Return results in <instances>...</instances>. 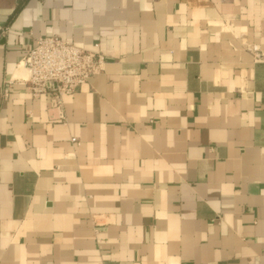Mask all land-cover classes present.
<instances>
[{"label": "crops", "instance_id": "obj_1", "mask_svg": "<svg viewBox=\"0 0 264 264\" xmlns=\"http://www.w3.org/2000/svg\"><path fill=\"white\" fill-rule=\"evenodd\" d=\"M0 25V264H264V0H0ZM47 35L107 57L62 106L17 80Z\"/></svg>", "mask_w": 264, "mask_h": 264}, {"label": "built area", "instance_id": "obj_2", "mask_svg": "<svg viewBox=\"0 0 264 264\" xmlns=\"http://www.w3.org/2000/svg\"><path fill=\"white\" fill-rule=\"evenodd\" d=\"M8 29L0 25V37ZM98 47L96 44V50H87L58 35L40 36L19 63L18 68L24 69L26 76L17 80L25 83L33 96L50 93L62 106L65 95L73 94L92 76L104 71L107 57Z\"/></svg>", "mask_w": 264, "mask_h": 264}, {"label": "bare ground", "instance_id": "obj_3", "mask_svg": "<svg viewBox=\"0 0 264 264\" xmlns=\"http://www.w3.org/2000/svg\"><path fill=\"white\" fill-rule=\"evenodd\" d=\"M24 71V70H23ZM22 76H26V72L24 71L23 75Z\"/></svg>", "mask_w": 264, "mask_h": 264}]
</instances>
